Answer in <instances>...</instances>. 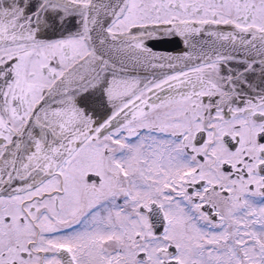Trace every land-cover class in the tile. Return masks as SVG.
<instances>
[{"label": "snow or ice", "instance_id": "1", "mask_svg": "<svg viewBox=\"0 0 264 264\" xmlns=\"http://www.w3.org/2000/svg\"><path fill=\"white\" fill-rule=\"evenodd\" d=\"M0 264H264V0H0Z\"/></svg>", "mask_w": 264, "mask_h": 264}, {"label": "water", "instance_id": "2", "mask_svg": "<svg viewBox=\"0 0 264 264\" xmlns=\"http://www.w3.org/2000/svg\"><path fill=\"white\" fill-rule=\"evenodd\" d=\"M163 47L169 51V54H172V55L181 54L179 48H177V46H175V45H164ZM171 71H173V70L167 69V68H165V69H147V70L141 69V70H138V75L140 77H150L153 74H155L156 76H160L164 72H171Z\"/></svg>", "mask_w": 264, "mask_h": 264}, {"label": "flooded vegetation", "instance_id": "3", "mask_svg": "<svg viewBox=\"0 0 264 264\" xmlns=\"http://www.w3.org/2000/svg\"><path fill=\"white\" fill-rule=\"evenodd\" d=\"M141 78V80L143 81L145 78H147V77H140Z\"/></svg>", "mask_w": 264, "mask_h": 264}]
</instances>
